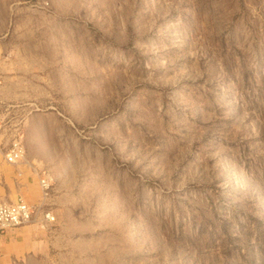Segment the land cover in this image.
<instances>
[{"label": "rangeland", "instance_id": "rangeland-1", "mask_svg": "<svg viewBox=\"0 0 264 264\" xmlns=\"http://www.w3.org/2000/svg\"><path fill=\"white\" fill-rule=\"evenodd\" d=\"M20 1L55 14L50 80L0 105V184L68 192L58 264H264V0Z\"/></svg>", "mask_w": 264, "mask_h": 264}, {"label": "crops", "instance_id": "crops-1", "mask_svg": "<svg viewBox=\"0 0 264 264\" xmlns=\"http://www.w3.org/2000/svg\"><path fill=\"white\" fill-rule=\"evenodd\" d=\"M55 20L50 8L32 7L20 0H0V105L44 102L45 82L50 79L40 67L45 55L33 47L34 42L39 41L38 35L51 32L50 24ZM6 139L5 136L2 141ZM26 153L30 160H38L29 147ZM0 160L1 165L8 163L3 160L1 147ZM29 162L26 159L31 166ZM18 164H25V161L11 166ZM5 166L2 167L6 173L14 172L11 166ZM7 181L5 187L0 184V197L5 194L10 197L6 201H10L20 194L34 208L29 221L0 232V264H58L60 249L63 253L68 250V223L73 224V215L69 213L72 199L68 192H58L50 186L48 193L42 196L37 180L32 176L16 180V183L13 179ZM44 210L50 211L52 220L42 217Z\"/></svg>", "mask_w": 264, "mask_h": 264}, {"label": "built area", "instance_id": "built-area-1", "mask_svg": "<svg viewBox=\"0 0 264 264\" xmlns=\"http://www.w3.org/2000/svg\"><path fill=\"white\" fill-rule=\"evenodd\" d=\"M0 119V132L5 134L6 124L1 123ZM19 127L16 124L13 132L7 135L6 141L3 143L2 155L3 158L8 162H16L23 154V146L21 143V134L15 135V131ZM50 176L48 174L42 175L38 179V186L42 196L48 193L50 188ZM33 206L27 203L22 195H16L13 200L10 201H0V232L3 230L23 224L31 219V213L33 211ZM42 217L47 220H52L53 215L49 210L42 211Z\"/></svg>", "mask_w": 264, "mask_h": 264}, {"label": "bare ground", "instance_id": "bare-ground-1", "mask_svg": "<svg viewBox=\"0 0 264 264\" xmlns=\"http://www.w3.org/2000/svg\"><path fill=\"white\" fill-rule=\"evenodd\" d=\"M0 57H1V52H0ZM1 133H3V132L2 131L0 132V139H1ZM21 143H22V140H21ZM22 146H23V144H22ZM24 154H25V152H24V146H23V154H22V156L19 159L16 160V162H19L20 160H22L24 158ZM8 163L12 164V162H8ZM13 163H15V162H13Z\"/></svg>", "mask_w": 264, "mask_h": 264}]
</instances>
